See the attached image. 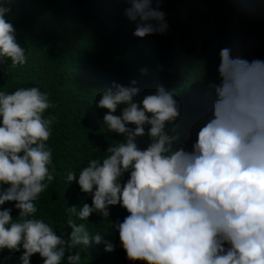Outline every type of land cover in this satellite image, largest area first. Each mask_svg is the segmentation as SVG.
I'll list each match as a JSON object with an SVG mask.
<instances>
[{
  "label": "clouds",
  "instance_id": "clouds-1",
  "mask_svg": "<svg viewBox=\"0 0 264 264\" xmlns=\"http://www.w3.org/2000/svg\"><path fill=\"white\" fill-rule=\"evenodd\" d=\"M12 2L0 0V61L10 59L16 68L27 55L6 18ZM125 2L127 18L140 21L134 36L167 32L162 0ZM219 56L220 83L210 84L217 99L190 151L177 146L179 137L166 130L181 112L175 93L164 86L136 100L135 79L129 86L112 81L95 103L107 109L108 132L122 134L124 141L110 145L102 162L90 159L78 176L68 172L67 181H76L92 203L66 211L88 220L94 212L108 218L109 206L125 208L129 215L114 227L128 260L264 264V60L233 58L229 48ZM52 107L48 93L37 86L0 91V206L14 202L19 210L15 221L12 208L0 210V252H20L22 264H30L34 254L42 264H62L66 253L67 264H80V252L69 251L76 246L103 242L105 251L115 248L71 218L67 242L49 223L34 218V201L55 179L46 142L56 117H44ZM145 135L150 143L141 149L137 137ZM125 173L129 178L122 184Z\"/></svg>",
  "mask_w": 264,
  "mask_h": 264
},
{
  "label": "trees",
  "instance_id": "trees-1",
  "mask_svg": "<svg viewBox=\"0 0 264 264\" xmlns=\"http://www.w3.org/2000/svg\"><path fill=\"white\" fill-rule=\"evenodd\" d=\"M126 7L125 0H13L6 17L27 61L16 68L10 59L0 61V91L37 86L54 105L44 117H56L46 142L52 150L55 179L34 201V218L49 223L66 242L71 218L84 224L90 235L100 233L115 245L113 251H105L103 242L69 250L80 252V264H146L128 260L120 244L114 225L129 215L125 208L109 206L108 218L94 212L88 220L70 217L66 211L76 206L78 212L84 203H92L76 181H67L68 172L78 176L90 159L102 162L110 155L106 152L110 145L124 141L122 134L108 132L103 124L107 109L95 104L102 89L112 81L129 86L135 79L140 89L136 100L161 85L173 91L181 115L166 130L179 137L177 146L190 151L217 99L210 84L220 83V50L229 48L233 58L264 60V0H162L167 32L143 38L133 35L140 21L129 20ZM137 143L143 149L150 138L137 137ZM128 178L125 173L121 183ZM13 205L6 202L0 210L12 208L15 221L19 210ZM67 254L62 264H67ZM20 255L5 249L0 264H22ZM30 264H42L39 254Z\"/></svg>",
  "mask_w": 264,
  "mask_h": 264
}]
</instances>
